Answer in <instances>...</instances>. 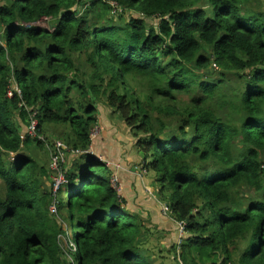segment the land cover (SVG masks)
Wrapping results in <instances>:
<instances>
[{"label": "trees", "instance_id": "obj_1", "mask_svg": "<svg viewBox=\"0 0 264 264\" xmlns=\"http://www.w3.org/2000/svg\"><path fill=\"white\" fill-rule=\"evenodd\" d=\"M100 102L186 224L178 264H264V0H0V264H153L88 152L57 192L65 228L40 194L30 149H89Z\"/></svg>", "mask_w": 264, "mask_h": 264}, {"label": "rangeland", "instance_id": "obj_2", "mask_svg": "<svg viewBox=\"0 0 264 264\" xmlns=\"http://www.w3.org/2000/svg\"><path fill=\"white\" fill-rule=\"evenodd\" d=\"M121 14L124 17L139 16L134 10H127ZM113 18L117 19L118 16ZM158 21L156 18H151L149 24L157 25ZM35 24L46 29L49 27L48 30L52 31L49 21L45 19H41ZM17 92H19L18 89ZM99 109L102 112H99L97 123L91 128L94 137L91 139L89 154L99 162H103L112 172V177L117 178L120 172L126 173L129 170L136 177L138 185H135L133 179V181L122 185L120 178L119 182L114 181L112 184L115 185L120 198L124 200L125 206L131 212L138 214L142 220L145 218L143 226L147 233H144L140 238L145 241L143 249H145V253L149 255L150 259H153V264H178L177 256L181 252L182 240L178 239V231L177 228L175 230L173 219L167 216L169 210L164 209L167 204L161 200V194L155 184L153 173L147 172L141 163V158L135 148V137L117 113H113L104 102L99 103ZM17 121L21 130H25L30 126L24 125V122L18 117ZM55 138L63 139V137L57 136ZM55 145L56 142L49 139V142H42V146L36 145V148H31L30 155L40 166H44L48 172V174L45 173L46 175L43 176V181H41L40 194L46 197L50 195L51 202L47 206L48 210L55 214L57 225L65 228V221L57 217L56 197L58 190L62 187L61 184L66 181V177L63 178L65 169L74 166L78 155L71 148L68 152H65L64 157L62 154L54 155ZM54 161L58 162L56 170H53L51 164ZM119 170L121 171L119 172ZM62 192L64 191L62 190ZM244 192H247V190L242 189V193ZM247 193L251 192L248 191ZM163 194H167V190H163ZM147 208L150 213L145 214L144 212L148 211ZM57 238L65 253L73 248V246L71 247L72 243L66 236L59 234ZM178 241H180L179 244Z\"/></svg>", "mask_w": 264, "mask_h": 264}, {"label": "built area", "instance_id": "obj_3", "mask_svg": "<svg viewBox=\"0 0 264 264\" xmlns=\"http://www.w3.org/2000/svg\"><path fill=\"white\" fill-rule=\"evenodd\" d=\"M109 5L111 6V14L116 15V14H118V13L121 12L120 7H119L118 5H116L114 2H110ZM45 20H47V18H45ZM47 29H49V27H48ZM52 30H53V28H52ZM7 94H8V95H11V91H10V89L8 90ZM35 124H36V122H35V120H33V121L31 122L30 126L28 127V131H27V132H29L30 135H34V134H33V131H34V129H35ZM93 137H94V135H93V132H92V129H91L90 138L92 139ZM57 146H58L59 148L63 149L64 151H66V150L68 149V147H67L66 145L62 144V143H58ZM89 151H90V148L87 149V150H84V151L76 150L75 152H76L77 155H80L81 153H86V152L89 153ZM60 154H62V156H63V153H62V152H60ZM51 164H52V168H53V170H56V169H57V166H58V162L54 161V163H51ZM112 176H113V175H112ZM112 176H111V179H110V181H111L110 183H111V184H112L114 181H117V178L112 177ZM63 178L65 179V177H63ZM64 182H65V181H64ZM64 182H63V183H64ZM117 182H118V181H117ZM112 185H113V184H112ZM113 186H115V185H113ZM116 190H117V189H116ZM164 209H167V210H168V208H167L166 206L164 207ZM185 227H186V224H185L184 222H178V223H176V228H177V231H178L177 234H178V239H179V240L182 239V236H183V234H184ZM177 243L179 244L180 241H178Z\"/></svg>", "mask_w": 264, "mask_h": 264}, {"label": "crops", "instance_id": "obj_4", "mask_svg": "<svg viewBox=\"0 0 264 264\" xmlns=\"http://www.w3.org/2000/svg\"><path fill=\"white\" fill-rule=\"evenodd\" d=\"M99 106V105H98ZM97 106V107H98ZM99 112H102L100 109H99ZM138 154V153H137ZM140 156V155H139ZM127 168V167H126ZM129 169V168H128ZM121 170H119V172H120ZM127 171V170H126ZM119 172H118V174H119ZM119 178H120V182L122 183V185H123V183L125 184V183H128L129 181H133V180H135V185H138L139 183H138V181H137V179H136V177L135 176H133V174L130 172V170H129V172L127 171L126 173H122V172H120V174L118 175V177H117V181L119 182ZM133 179V180H132ZM119 185V184H118ZM147 212H144L145 214L146 213H150V210L147 208ZM175 230H176V227H175Z\"/></svg>", "mask_w": 264, "mask_h": 264}]
</instances>
